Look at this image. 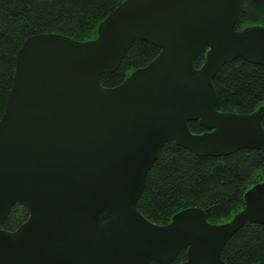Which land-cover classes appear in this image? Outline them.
Segmentation results:
<instances>
[{"label": "water", "instance_id": "water-1", "mask_svg": "<svg viewBox=\"0 0 264 264\" xmlns=\"http://www.w3.org/2000/svg\"><path fill=\"white\" fill-rule=\"evenodd\" d=\"M241 2L125 0L92 40L26 39L0 120V264H172L183 248L180 264H227L222 252L232 236L247 223L264 224V181L221 224L190 207L159 225L137 207L167 142L199 156L264 153V106L219 111L213 83L237 58L264 65V25L236 30ZM135 39L155 44L159 55L121 85L102 87ZM190 121L207 131L193 133ZM17 203L30 216L6 231Z\"/></svg>", "mask_w": 264, "mask_h": 264}, {"label": "trees", "instance_id": "trees-1", "mask_svg": "<svg viewBox=\"0 0 264 264\" xmlns=\"http://www.w3.org/2000/svg\"><path fill=\"white\" fill-rule=\"evenodd\" d=\"M125 0H0V120L14 82L17 54L26 39L39 33L67 35L76 41L97 37L99 24ZM264 25V0H242L236 30ZM160 53L155 44L135 39L119 68L101 77L104 88L121 85L134 71L148 66ZM206 54L195 61L196 68ZM219 111L253 113L264 106V65L237 58L226 63L213 80ZM264 127V115H263ZM190 130L207 129L199 121ZM264 181V153L242 149L230 155L199 156L167 142L151 168L138 201L139 211L151 222L165 225L179 211L198 207L207 220L221 224L245 207V193ZM28 208L13 206L1 226L15 232L29 218ZM181 249L172 264L187 260ZM222 258L227 264H264V224L247 223L225 245ZM151 264H161L153 261Z\"/></svg>", "mask_w": 264, "mask_h": 264}]
</instances>
